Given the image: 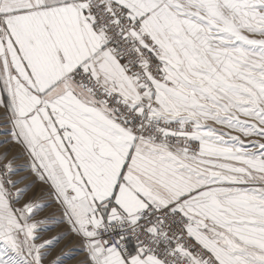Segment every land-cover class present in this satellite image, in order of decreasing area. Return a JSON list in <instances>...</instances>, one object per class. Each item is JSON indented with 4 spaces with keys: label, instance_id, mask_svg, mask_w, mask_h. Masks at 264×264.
I'll return each mask as SVG.
<instances>
[{
    "label": "snow or ice",
    "instance_id": "obj_1",
    "mask_svg": "<svg viewBox=\"0 0 264 264\" xmlns=\"http://www.w3.org/2000/svg\"><path fill=\"white\" fill-rule=\"evenodd\" d=\"M0 264H264V0H0Z\"/></svg>",
    "mask_w": 264,
    "mask_h": 264
}]
</instances>
